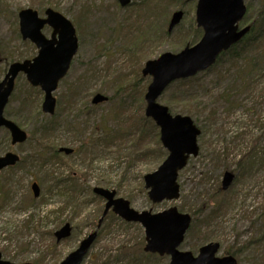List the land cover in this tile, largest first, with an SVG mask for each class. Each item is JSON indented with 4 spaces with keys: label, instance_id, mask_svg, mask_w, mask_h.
I'll return each instance as SVG.
<instances>
[{
    "label": "rangeland",
    "instance_id": "obj_1",
    "mask_svg": "<svg viewBox=\"0 0 264 264\" xmlns=\"http://www.w3.org/2000/svg\"><path fill=\"white\" fill-rule=\"evenodd\" d=\"M196 4L131 0L123 8L118 0H0V82L12 63L38 54L20 34L22 10L33 9L42 18L47 9L61 13L76 28L79 41L70 71L54 92L53 140L58 149H73V155L47 158L44 166L27 161L40 137L34 134L50 124L51 117L41 111L44 93L33 88L26 75L17 78L5 109L6 118L33 138L14 147L9 132L0 130V156L13 151L26 159L0 172V253L5 260L61 264L96 231L82 264H127V257L143 264H168L169 257L143 260L145 233L140 224L127 223L111 210L98 228L106 200L93 190L103 188L137 212L157 214L176 207L189 214L195 224L180 246L183 252L196 256L200 247L219 243L218 257L264 264V0L245 1L247 13L240 26H252L251 43L240 59L226 56L206 72L173 83L159 98L173 115L194 120L202 132L200 152L179 173V199L153 203L145 188L144 177L161 166L168 152L158 142V127L144 115L152 79L142 70L147 61L178 53L183 43L193 46L201 39ZM176 11H183L184 17L169 33ZM51 33L49 27L43 30L47 38ZM97 94L108 101L93 105ZM227 172L234 180L223 190ZM33 182L41 189L38 199L33 197ZM224 202L228 207L220 210ZM65 224L72 226V235L57 243L55 233Z\"/></svg>",
    "mask_w": 264,
    "mask_h": 264
},
{
    "label": "water",
    "instance_id": "obj_2",
    "mask_svg": "<svg viewBox=\"0 0 264 264\" xmlns=\"http://www.w3.org/2000/svg\"><path fill=\"white\" fill-rule=\"evenodd\" d=\"M122 7L131 0H118ZM247 8L245 0H198L196 7V23L203 29V37L194 47L187 46L178 54L165 53L158 59L148 61L142 71L143 76H150L152 82L148 86L145 100L147 103L145 115L151 118L160 128V140L169 152L167 159L159 169L146 175L145 187L150 189L149 198L153 203L165 200L173 201L180 196V186L177 183L178 174L183 170L191 156L197 157L199 147L197 138L200 129L190 117L172 116L166 106L157 101L168 86L173 82L188 79L200 72L208 70L227 52L241 41L249 32L250 27L239 30ZM46 18H40L37 11L26 9L19 13L20 33L23 40H29L39 50L32 60L17 62L10 65L5 78L0 83V129L8 130L12 146L24 144L28 140L27 132L16 123L5 118L4 112L15 90V81L20 74L26 75L27 81L33 87H39L44 92L42 103L43 113L53 116L57 105L54 92L59 82L67 75L72 60L78 52L79 43L73 24L62 14L52 9L45 12ZM184 16L182 11L173 14L169 24V32L180 24ZM45 26L53 29L51 38L42 33ZM107 98L96 95L94 105L106 102ZM60 153L71 155L73 150L61 148ZM21 158L18 154L7 152L0 157V171L15 167ZM234 180L232 173H225L223 190H227ZM35 198L40 196V187L32 184ZM94 193L107 200L102 218L110 209L126 222L140 223L145 229L146 246L144 251L159 256H170V264H238L232 256L218 258L220 244L210 243L199 250L194 257L191 252H181L179 247L191 225V216L181 214L176 207L161 213H139L130 208V203L124 199H115L114 191L95 188ZM72 228L66 224L56 232L57 241L68 238ZM97 238L93 233L83 240L78 249L70 254L61 264H82L85 256ZM0 264H9L1 260ZM31 264V263H25Z\"/></svg>",
    "mask_w": 264,
    "mask_h": 264
},
{
    "label": "trees",
    "instance_id": "obj_3",
    "mask_svg": "<svg viewBox=\"0 0 264 264\" xmlns=\"http://www.w3.org/2000/svg\"><path fill=\"white\" fill-rule=\"evenodd\" d=\"M77 28H79L78 25H77ZM249 39H250V37L248 35L239 44L234 46L227 53H224L219 58L217 63L219 64L221 62V60L223 58H225L226 56H230L231 59H236V60L240 59L241 58V54L245 53L248 50V45L251 43L249 41ZM187 45H188L187 43H183L182 47L183 46L186 47ZM259 46L260 45H257L256 48L258 49ZM229 104H231L232 106H235L231 102ZM214 115H215V110L210 113V118H214ZM53 121H54V117H51L50 124L44 125L40 129V131L38 133L34 134L35 136L39 135L40 137H39V140H38V144L36 145V149L33 150V153L31 152L33 156L32 157H27V161L28 162L30 161V159H32V161L34 160L35 163H37L39 166H44L45 163L48 162L47 158L57 160V158L60 157L61 154H59V152H58V146L56 145V143L53 140L52 132L55 131V127H54L55 123ZM149 121L152 122L151 120H149ZM157 138H158V142H159V133L157 134ZM32 139L33 138L30 137L28 140L32 141ZM21 163L22 164L26 163V159L25 158L22 159L20 164ZM226 206L228 207V202L222 203V205L219 207V209L222 210ZM194 224H195V221L192 222V227H193ZM195 230H197V228ZM142 255L143 256H141V257L143 258V260H146V261H147V259H151V258H155L156 257L154 255H149V254H144V253ZM127 258H128L127 259L128 260L127 264H143V263H138L137 259L135 257H127Z\"/></svg>",
    "mask_w": 264,
    "mask_h": 264
},
{
    "label": "flooded vegetation",
    "instance_id": "obj_4",
    "mask_svg": "<svg viewBox=\"0 0 264 264\" xmlns=\"http://www.w3.org/2000/svg\"><path fill=\"white\" fill-rule=\"evenodd\" d=\"M51 35H52V33H51Z\"/></svg>",
    "mask_w": 264,
    "mask_h": 264
}]
</instances>
